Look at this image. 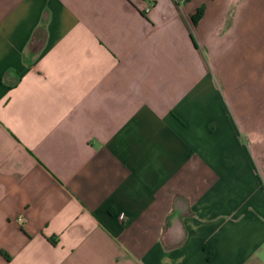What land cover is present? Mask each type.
<instances>
[{
  "label": "crops",
  "instance_id": "obj_1",
  "mask_svg": "<svg viewBox=\"0 0 264 264\" xmlns=\"http://www.w3.org/2000/svg\"><path fill=\"white\" fill-rule=\"evenodd\" d=\"M144 4L0 0V264H264V0Z\"/></svg>",
  "mask_w": 264,
  "mask_h": 264
},
{
  "label": "built area",
  "instance_id": "obj_2",
  "mask_svg": "<svg viewBox=\"0 0 264 264\" xmlns=\"http://www.w3.org/2000/svg\"><path fill=\"white\" fill-rule=\"evenodd\" d=\"M153 5V0H145V4L142 8V12L146 13L148 12V10L152 7ZM119 218L122 219L123 218V214H119Z\"/></svg>",
  "mask_w": 264,
  "mask_h": 264
},
{
  "label": "trees",
  "instance_id": "obj_3",
  "mask_svg": "<svg viewBox=\"0 0 264 264\" xmlns=\"http://www.w3.org/2000/svg\"><path fill=\"white\" fill-rule=\"evenodd\" d=\"M200 14H201V9L200 8H198L197 10H196V12L192 15V21L193 22H195L197 19H198V17L200 16Z\"/></svg>",
  "mask_w": 264,
  "mask_h": 264
}]
</instances>
